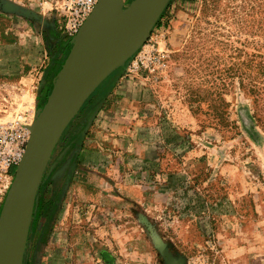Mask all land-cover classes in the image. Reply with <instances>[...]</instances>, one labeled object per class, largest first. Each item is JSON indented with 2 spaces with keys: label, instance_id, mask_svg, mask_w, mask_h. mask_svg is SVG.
<instances>
[{
  "label": "rangeland",
  "instance_id": "rangeland-1",
  "mask_svg": "<svg viewBox=\"0 0 264 264\" xmlns=\"http://www.w3.org/2000/svg\"><path fill=\"white\" fill-rule=\"evenodd\" d=\"M64 1L0 0V121L47 102ZM152 33L167 66L126 61L61 135L23 264H264V0H170ZM120 87L129 130L108 140Z\"/></svg>",
  "mask_w": 264,
  "mask_h": 264
},
{
  "label": "water",
  "instance_id": "water-1",
  "mask_svg": "<svg viewBox=\"0 0 264 264\" xmlns=\"http://www.w3.org/2000/svg\"><path fill=\"white\" fill-rule=\"evenodd\" d=\"M170 0H99L39 113L0 212V264H23L37 193L64 130L98 86L145 42ZM31 129V128H30Z\"/></svg>",
  "mask_w": 264,
  "mask_h": 264
},
{
  "label": "built area",
  "instance_id": "built-area-1",
  "mask_svg": "<svg viewBox=\"0 0 264 264\" xmlns=\"http://www.w3.org/2000/svg\"><path fill=\"white\" fill-rule=\"evenodd\" d=\"M98 1H64L61 15L64 17L63 27L67 37L72 39L78 34ZM167 56V50L160 48V41L152 33L145 44L128 60L126 71L128 73L143 71L149 75L167 66ZM27 112H20L8 122L0 121V197H5L13 179L11 169L21 162L31 137L29 124L32 116ZM3 199L0 198V205Z\"/></svg>",
  "mask_w": 264,
  "mask_h": 264
},
{
  "label": "crops",
  "instance_id": "crops-1",
  "mask_svg": "<svg viewBox=\"0 0 264 264\" xmlns=\"http://www.w3.org/2000/svg\"><path fill=\"white\" fill-rule=\"evenodd\" d=\"M124 92H125V90H123V88L120 87L118 93L122 95L120 97L121 106L119 107L118 111L115 112L117 115H115L113 113L110 114L107 112H100V114L98 115V119H97V120H99V122H98V134H101V136L105 135V138L108 137V140L109 139H115L114 136H117L118 134L127 135V132H128L127 130H129L128 127L126 125H124L122 122L123 117L118 115L121 112H126L125 108H127V104H129V101L131 100L127 95L124 96V94H125ZM130 97H132V96H130ZM0 198L2 200L4 198V196H2Z\"/></svg>",
  "mask_w": 264,
  "mask_h": 264
},
{
  "label": "bare ground",
  "instance_id": "bare-ground-1",
  "mask_svg": "<svg viewBox=\"0 0 264 264\" xmlns=\"http://www.w3.org/2000/svg\"><path fill=\"white\" fill-rule=\"evenodd\" d=\"M123 2H124V1H123ZM124 5H125V7H126V6H128L129 4H125V3H124ZM37 117H38V116H37ZM36 120H37V118H36ZM36 120L34 121L32 127L29 125V127L31 128V129H30L31 131H33V129H34V127H35V122H36Z\"/></svg>",
  "mask_w": 264,
  "mask_h": 264
},
{
  "label": "trees",
  "instance_id": "trees-1",
  "mask_svg": "<svg viewBox=\"0 0 264 264\" xmlns=\"http://www.w3.org/2000/svg\"><path fill=\"white\" fill-rule=\"evenodd\" d=\"M170 2V1H169ZM168 2V3H169ZM168 5V4H167ZM163 14V13H162ZM12 172V171H11ZM15 172H16V170L14 171V172H12L13 173V176H15ZM4 199H5V197H4ZM4 199H3V201H2V203H1V205H0V212H1V209H2V206H3V202H4Z\"/></svg>",
  "mask_w": 264,
  "mask_h": 264
}]
</instances>
